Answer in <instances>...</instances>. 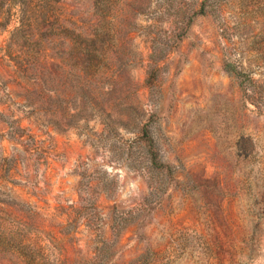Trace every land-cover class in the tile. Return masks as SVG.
Instances as JSON below:
<instances>
[{
    "label": "rangeland",
    "instance_id": "374dc122",
    "mask_svg": "<svg viewBox=\"0 0 264 264\" xmlns=\"http://www.w3.org/2000/svg\"><path fill=\"white\" fill-rule=\"evenodd\" d=\"M44 2L55 25L96 26L94 0ZM131 3L122 81L66 120L24 100L16 16L0 28V264H264V0ZM41 48L74 91L71 38Z\"/></svg>",
    "mask_w": 264,
    "mask_h": 264
},
{
    "label": "trees",
    "instance_id": "16d2710c",
    "mask_svg": "<svg viewBox=\"0 0 264 264\" xmlns=\"http://www.w3.org/2000/svg\"><path fill=\"white\" fill-rule=\"evenodd\" d=\"M13 1L19 6L15 12L12 8H5V1L0 0V28L6 30L16 16V24L6 44V55L13 63L17 77L20 78L18 84L22 88V97L25 101L30 103L40 101L41 104L36 105L38 109L47 108L46 110L52 111L53 115L66 120L67 116L76 115L74 113L68 115V107L76 100L75 98L78 97L80 102L79 110H83L87 102L93 105L97 103L96 93L107 96L116 91L119 85L117 83L122 81L126 73V47L131 36L125 27L128 23V10L134 7L131 0H94L97 22L96 26L86 32L79 31L76 27L69 29L62 24L55 25L56 23L52 21L54 14L46 10L49 7L44 0H38L41 3H37V0ZM201 9L203 10V7ZM39 18L46 27L43 31H38L35 25ZM50 35H66L72 40L74 53L72 58L75 59L73 66L79 72L77 74L79 82L74 91L68 92L58 88L59 69L62 68V63H65L64 57L60 56L57 62L43 56L42 36ZM182 35L172 34L168 41L163 43L153 39L152 47H159L157 43L171 46ZM158 53L159 51L153 49L150 74L155 75L159 69L157 61L154 60ZM116 79L117 83H112ZM94 83L97 84L96 88L85 86ZM106 83L114 86L104 89L102 84ZM62 93L64 98L61 96Z\"/></svg>",
    "mask_w": 264,
    "mask_h": 264
}]
</instances>
